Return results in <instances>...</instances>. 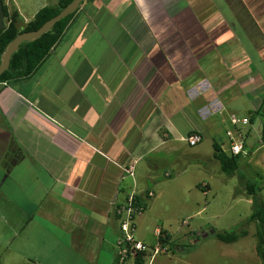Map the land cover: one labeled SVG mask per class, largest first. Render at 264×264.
I'll return each instance as SVG.
<instances>
[{
  "label": "crops",
  "instance_id": "obj_1",
  "mask_svg": "<svg viewBox=\"0 0 264 264\" xmlns=\"http://www.w3.org/2000/svg\"><path fill=\"white\" fill-rule=\"evenodd\" d=\"M263 101L264 0H84L32 74L0 82V264H117L131 193L136 238L168 251L200 165L187 137L259 138Z\"/></svg>",
  "mask_w": 264,
  "mask_h": 264
},
{
  "label": "rangeland",
  "instance_id": "obj_2",
  "mask_svg": "<svg viewBox=\"0 0 264 264\" xmlns=\"http://www.w3.org/2000/svg\"><path fill=\"white\" fill-rule=\"evenodd\" d=\"M7 1L11 15L6 27L10 24L12 17H16L18 26L26 27L34 20L35 13L44 5L42 0ZM46 1L48 6H58L60 0ZM255 120L254 129L259 138L250 135L251 131L246 135V142H243L246 154L241 156L239 168L232 175L222 171L220 162L214 156V146L210 140H205L194 148L188 146L187 154L192 155L194 152L200 154V165L196 168L193 165L196 162L189 161L182 169L185 172L180 177L177 176L180 185L184 187L181 196L184 206L177 213H175L176 210L168 211L169 217L174 221L173 230L177 232L176 245H170L168 251L155 254L152 262L153 248L150 247L146 264H263L258 253L254 255L252 250L254 241L255 243L257 241V251L258 238L257 240L245 238L237 244L228 245L213 236L208 238L201 235L202 231L209 232L212 229L216 231L234 229L246 221V217L253 210V198L246 188L248 182L263 181L258 198L264 201V140L260 138L264 123L262 124L260 116ZM230 146L229 141V147H226L228 148L226 152L229 154ZM200 183L209 184L210 191L206 192L202 189ZM7 198L10 197L7 195ZM7 200L9 202V199ZM0 212L2 213L0 214L1 224L5 212L2 209ZM246 229L252 237H257L258 223L252 222L246 226ZM5 231L4 225H0L2 239L6 235ZM0 252L3 253L1 247ZM134 262L135 260H131L129 264H135Z\"/></svg>",
  "mask_w": 264,
  "mask_h": 264
},
{
  "label": "trees",
  "instance_id": "obj_3",
  "mask_svg": "<svg viewBox=\"0 0 264 264\" xmlns=\"http://www.w3.org/2000/svg\"><path fill=\"white\" fill-rule=\"evenodd\" d=\"M72 1L73 0H60L58 6H45L37 12L34 20L31 21L26 27L18 26L16 23V17H12L10 20V24L5 27L0 33V63L1 56L6 46L15 37L23 32L38 30L45 22L58 15ZM75 13L69 15L67 18L57 23V25L42 38L31 43L22 44L18 52L13 55L10 68L0 77V82H6L14 78L16 75L28 76L32 74L47 58L51 49L59 41L68 22L75 15ZM258 115L262 117V123H264V101L261 109L258 112ZM213 146L214 156L220 162L222 171L227 175H232L234 172H236L239 168L242 155L229 154L218 143H214ZM262 183V180H255L246 184L248 194L253 198V210L244 223L230 230L216 231L215 229H212L209 232L202 231L201 235H204L208 238L213 236L215 239L224 244H233L249 234L246 226H248L252 222H256L259 225V231L257 234L259 243L257 246V253L262 260V263L264 264V201L259 200L258 198V193L262 189ZM166 238L167 239L161 238V247L163 248L165 247V244H169L168 239L170 240V237L168 236ZM146 255V253H138L135 257L134 263L145 264Z\"/></svg>",
  "mask_w": 264,
  "mask_h": 264
},
{
  "label": "built area",
  "instance_id": "obj_4",
  "mask_svg": "<svg viewBox=\"0 0 264 264\" xmlns=\"http://www.w3.org/2000/svg\"><path fill=\"white\" fill-rule=\"evenodd\" d=\"M249 121V118L242 119L235 115L231 116V123L234 127H237L240 124L249 123ZM228 137L231 142V154H244L245 150L241 136L235 137L232 132H229ZM202 140L203 137L198 133H194L187 137V142L191 147L197 146L202 142ZM128 172L130 175L133 174L132 169ZM149 196L153 197V193H150ZM115 210L120 221L121 231V235L117 241V264H125L128 259L136 257L138 253H148L150 251V247L138 240L135 236L136 217L143 212L144 208L139 203L137 195L135 193H131L127 196L125 203L118 206ZM159 251V248L153 249V255L159 253Z\"/></svg>",
  "mask_w": 264,
  "mask_h": 264
},
{
  "label": "water",
  "instance_id": "obj_5",
  "mask_svg": "<svg viewBox=\"0 0 264 264\" xmlns=\"http://www.w3.org/2000/svg\"><path fill=\"white\" fill-rule=\"evenodd\" d=\"M83 2L84 0H73L58 15L45 22L38 30L23 32L15 37L6 46L1 56L0 77L10 68L12 57L18 52L22 44L31 43L42 38L45 34L49 33L57 25V23L75 13L81 7ZM2 7L3 4L0 0V33L5 26L3 23L4 11Z\"/></svg>",
  "mask_w": 264,
  "mask_h": 264
},
{
  "label": "flooded vegetation",
  "instance_id": "obj_6",
  "mask_svg": "<svg viewBox=\"0 0 264 264\" xmlns=\"http://www.w3.org/2000/svg\"><path fill=\"white\" fill-rule=\"evenodd\" d=\"M2 4H3V11H4V16H3V23L5 24L4 28L6 27L7 25V21H8V18L10 17L11 15V10H10V7H9V3L7 0H1ZM1 12V11H0Z\"/></svg>",
  "mask_w": 264,
  "mask_h": 264
}]
</instances>
